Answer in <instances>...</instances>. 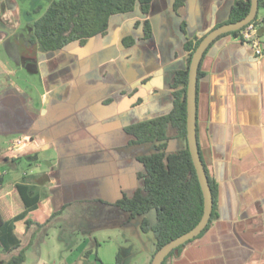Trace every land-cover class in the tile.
I'll use <instances>...</instances> for the list:
<instances>
[{"label":"crops","instance_id":"obj_1","mask_svg":"<svg viewBox=\"0 0 264 264\" xmlns=\"http://www.w3.org/2000/svg\"><path fill=\"white\" fill-rule=\"evenodd\" d=\"M234 2L152 0L147 14L137 7L112 16L106 33L84 45L43 53L30 42L36 20L28 12L23 18L17 0H0V199L12 216L22 211L17 184L39 199L14 223L18 234L28 230L27 220L49 226L68 212L75 220L74 210L97 208L100 228L119 232L125 250L114 249L111 236L95 241L87 264H116L117 256L120 264H151L152 240L135 249L127 238L130 230L137 236L141 219L125 223L127 214L115 203L134 195L139 157L155 153L157 144L152 152L149 144L130 145L125 129L171 112L175 74L187 66L186 41L222 26ZM258 33L261 57L226 34L199 64L196 138L216 187L217 217L168 264H264V23ZM22 137L30 142L10 151ZM184 140L172 138L166 152L183 150ZM32 242L23 245L24 264ZM105 245L107 262L98 258ZM132 249L140 254L136 262Z\"/></svg>","mask_w":264,"mask_h":264},{"label":"trees","instance_id":"obj_2","mask_svg":"<svg viewBox=\"0 0 264 264\" xmlns=\"http://www.w3.org/2000/svg\"><path fill=\"white\" fill-rule=\"evenodd\" d=\"M151 1H53L45 13L33 23L30 42L43 53L60 50L73 42L84 45L90 38L106 33L112 16L133 12L137 7L143 14H147ZM258 1L259 8L261 0ZM250 6V0H235L227 21L221 25L235 23L243 19L248 14ZM39 10L36 12L38 13ZM144 27L146 37H148L150 35L149 26L145 23ZM240 31L227 34L242 41L239 37ZM201 39L194 38L186 41L187 66L184 71H178L175 74L172 84L174 102L171 112L168 115L125 129V132L130 136V145L157 144L155 153L139 157L143 170L137 176L138 187L134 195L131 198L124 196L115 203L117 208L127 214L125 223L139 217L141 218L140 230L143 233H154L153 256L171 240L193 229L203 215V194L188 147L174 153L166 152L167 143L172 138H183L187 142L188 69L192 54ZM171 131L174 134H171ZM208 183L212 193L213 208L205 230L217 217L215 211L216 187L209 177ZM15 189L22 203L20 214L10 215L4 200L0 199V264H24L28 247L23 246L13 235V225L16 221L24 219L27 212L33 209L39 200L32 188L27 185L17 184ZM31 225L38 228L44 226L27 220L26 228L29 229ZM191 241L174 249L162 264H168L169 259L177 255ZM120 262L121 259L117 256L116 264H120Z\"/></svg>","mask_w":264,"mask_h":264},{"label":"rangeland","instance_id":"obj_3","mask_svg":"<svg viewBox=\"0 0 264 264\" xmlns=\"http://www.w3.org/2000/svg\"><path fill=\"white\" fill-rule=\"evenodd\" d=\"M53 1L56 0H17V3L23 12L24 19L26 17L25 13L28 12L30 13L29 16L32 20H37L45 13ZM38 9H40L38 13H31V10L37 11ZM257 16L264 18V9L261 5V1ZM146 147L148 151L150 150L152 152V144H149ZM88 209L89 208L84 211L74 210L78 213L75 220H72L68 216L70 213L68 212L60 220L51 222L49 226L44 225L40 229H36L35 226H32L30 229L26 230V233L24 234H18L13 226V235L22 243V245H26L33 241V246L30 249L31 257L28 258L25 264H87L88 258L85 253L87 251L93 252L91 261H94L96 252L94 242L98 241L101 243V240H106L109 236H111L112 239V243L110 245H114V249L120 247L122 248L121 250H125V242H123V238L119 232H112L100 228V226H103L104 224L101 219L103 213L98 212L97 208L95 210H93V208H90L91 210ZM139 219L141 218H136V220ZM73 224H83L86 229L82 231H73L69 229ZM93 226L94 228L89 230ZM33 232L34 235H32ZM136 233L137 236H134L132 234V230H130V233L127 234V238H129L131 242H134L135 249L141 247V245H150L149 240L151 239L153 254L155 248L154 233H143L141 230H137ZM89 240H91V243L88 245ZM103 247L102 251L98 252L100 253L98 258L107 262L108 253L105 251V247L108 246L105 245ZM135 249H132L131 253V259L133 262H136L140 256L139 252Z\"/></svg>","mask_w":264,"mask_h":264},{"label":"water","instance_id":"obj_4","mask_svg":"<svg viewBox=\"0 0 264 264\" xmlns=\"http://www.w3.org/2000/svg\"><path fill=\"white\" fill-rule=\"evenodd\" d=\"M251 6L248 14L235 23L224 24L208 32L200 41L192 54L189 69L186 91V139L187 147L197 174V178L203 194V215L198 224L189 232L171 240L159 249L153 256L151 264H162L165 258L176 248L188 241L198 237L207 227L213 208L212 193L208 183V177L202 164L196 138V81L199 64L207 48L221 35L239 31L251 23L258 12V0H250Z\"/></svg>","mask_w":264,"mask_h":264},{"label":"built area","instance_id":"obj_5","mask_svg":"<svg viewBox=\"0 0 264 264\" xmlns=\"http://www.w3.org/2000/svg\"><path fill=\"white\" fill-rule=\"evenodd\" d=\"M263 22L264 18L256 15L255 19L243 27L239 34V37L242 39V41L249 45L258 57L263 55V42L258 33V30L262 26ZM29 142L30 139L28 137H22L16 140L13 147H10L9 150L12 151L13 149L24 147Z\"/></svg>","mask_w":264,"mask_h":264}]
</instances>
